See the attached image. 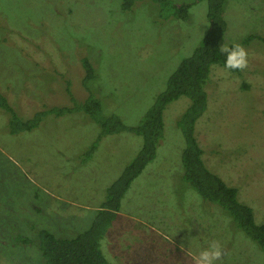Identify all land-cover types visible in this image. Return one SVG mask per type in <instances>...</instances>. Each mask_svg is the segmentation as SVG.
I'll use <instances>...</instances> for the list:
<instances>
[{"label": "rangeland", "instance_id": "1", "mask_svg": "<svg viewBox=\"0 0 264 264\" xmlns=\"http://www.w3.org/2000/svg\"><path fill=\"white\" fill-rule=\"evenodd\" d=\"M121 2L0 0V91L23 119L46 103L84 100L82 58L88 56L97 75L88 85L103 99L104 112L128 125L142 120L206 35L208 3L182 20L160 16L147 0L126 11ZM225 15L224 47L264 36V0H227ZM251 40L241 46L247 52L241 72L212 65L196 136L207 166L238 187L264 223V42ZM55 76L70 79L72 93L60 91ZM190 104L181 96L165 109L157 157L132 182L103 241L111 264H201L200 252L213 243L221 255L212 264H264L258 243L183 178L186 140L177 120ZM9 118L0 109V264H38L39 231L66 237L88 228L143 137L109 134L85 159L100 132L85 112L48 115L35 130L18 134L10 132Z\"/></svg>", "mask_w": 264, "mask_h": 264}, {"label": "trees", "instance_id": "2", "mask_svg": "<svg viewBox=\"0 0 264 264\" xmlns=\"http://www.w3.org/2000/svg\"><path fill=\"white\" fill-rule=\"evenodd\" d=\"M145 0H122L123 10H132L138 2ZM156 4L160 16L188 20L190 10L204 0H147ZM208 3L209 27L206 35L194 49L191 55L185 57L178 67L169 75L166 89L161 92L149 107L142 120L136 125H128L117 114L107 115L103 108V99L95 94L88 83L97 77L94 74L95 65L88 56L82 58L86 70L83 83L89 89L84 100H76L71 106L64 103L34 109L29 118L23 119L15 105L11 104L6 94L0 91V109L6 111L9 118V129L12 134L33 131L38 128L48 115L61 117L74 112H85L99 126L100 132L96 140L85 151V159L91 158L98 149L104 137L113 133L129 131L143 137V145L134 159L125 167L120 176L107 187L103 203L97 209L88 228L73 236H58L49 229L39 231V252L34 262L38 264H111L103 252L102 245L108 231L114 225L122 209L123 198L132 182L143 172L145 167L155 160L158 148L165 136V109L169 103L188 96L191 104L177 120L182 130L186 146L182 153L184 166L183 178L204 198L220 205L233 218L239 228L244 230L264 251V223H258L251 205L241 200L239 188L229 185L221 175L212 171L203 158V148L196 136V123L208 107L207 83L211 76L213 64L226 66L227 52L235 45L242 46L246 41L259 39L264 42V36L254 34L246 40L234 42L227 47L222 45L228 29L225 15L227 0H205ZM251 40V41H253ZM227 67V66H226ZM239 73L241 68L232 69ZM59 75L64 76L63 73ZM59 89L71 91L70 79L55 76ZM72 93V92H70ZM71 100H75L73 94ZM40 258V259H39ZM33 262V263H34ZM36 264V263H34Z\"/></svg>", "mask_w": 264, "mask_h": 264}, {"label": "clouds", "instance_id": "3", "mask_svg": "<svg viewBox=\"0 0 264 264\" xmlns=\"http://www.w3.org/2000/svg\"><path fill=\"white\" fill-rule=\"evenodd\" d=\"M223 51L227 52L226 66L228 68H244L247 65V52L246 50L235 45L233 48H224ZM221 255L218 246L213 243L209 248L200 252L201 264H212V262Z\"/></svg>", "mask_w": 264, "mask_h": 264}]
</instances>
